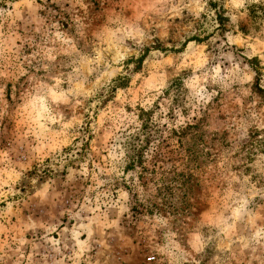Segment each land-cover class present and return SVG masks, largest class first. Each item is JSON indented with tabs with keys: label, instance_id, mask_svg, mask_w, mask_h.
I'll use <instances>...</instances> for the list:
<instances>
[{
	"label": "rangeland",
	"instance_id": "1",
	"mask_svg": "<svg viewBox=\"0 0 264 264\" xmlns=\"http://www.w3.org/2000/svg\"><path fill=\"white\" fill-rule=\"evenodd\" d=\"M0 264H264V0H0Z\"/></svg>",
	"mask_w": 264,
	"mask_h": 264
},
{
	"label": "trees",
	"instance_id": "2",
	"mask_svg": "<svg viewBox=\"0 0 264 264\" xmlns=\"http://www.w3.org/2000/svg\"><path fill=\"white\" fill-rule=\"evenodd\" d=\"M141 112V128L138 131L130 134V136L126 140V158L129 161H132L133 165L134 162H137L139 164L142 163V159L145 157L146 154H148V146L151 140V133L146 129L145 126L147 123L143 122L144 119L142 118L143 114H148V112L142 110ZM149 154H152L153 158H157V156L159 157V154L162 155V153H160L159 151H149Z\"/></svg>",
	"mask_w": 264,
	"mask_h": 264
}]
</instances>
